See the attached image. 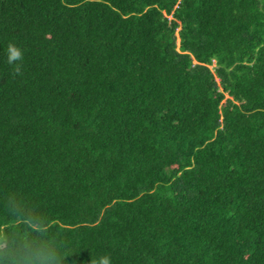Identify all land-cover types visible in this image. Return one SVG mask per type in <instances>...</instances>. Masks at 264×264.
Returning a JSON list of instances; mask_svg holds the SVG:
<instances>
[{
	"label": "trees",
	"instance_id": "trees-1",
	"mask_svg": "<svg viewBox=\"0 0 264 264\" xmlns=\"http://www.w3.org/2000/svg\"><path fill=\"white\" fill-rule=\"evenodd\" d=\"M33 249L264 264V0H0V264Z\"/></svg>",
	"mask_w": 264,
	"mask_h": 264
},
{
	"label": "clouds",
	"instance_id": "clouds-1",
	"mask_svg": "<svg viewBox=\"0 0 264 264\" xmlns=\"http://www.w3.org/2000/svg\"><path fill=\"white\" fill-rule=\"evenodd\" d=\"M6 58L9 65L16 64L15 70L19 72L20 67L18 62L23 59L22 50L14 44L9 43L6 49ZM24 264H52V254L33 249L26 255ZM91 264H112V260L110 256L105 255L98 259H93Z\"/></svg>",
	"mask_w": 264,
	"mask_h": 264
}]
</instances>
